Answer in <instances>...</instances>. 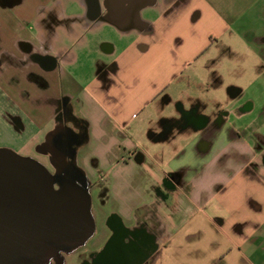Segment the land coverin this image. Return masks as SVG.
Instances as JSON below:
<instances>
[{"label":"crops","instance_id":"0c3cea01","mask_svg":"<svg viewBox=\"0 0 264 264\" xmlns=\"http://www.w3.org/2000/svg\"><path fill=\"white\" fill-rule=\"evenodd\" d=\"M73 3L87 6L0 0L10 141L39 144L66 101L87 126L74 162L108 174V213L156 228L147 264H264V0H164L128 29ZM175 172L167 201L159 191ZM120 176L135 188L116 189Z\"/></svg>","mask_w":264,"mask_h":264},{"label":"water","instance_id":"95a60500","mask_svg":"<svg viewBox=\"0 0 264 264\" xmlns=\"http://www.w3.org/2000/svg\"><path fill=\"white\" fill-rule=\"evenodd\" d=\"M110 3L116 10L101 20L128 29L157 0H110L105 5ZM54 166L56 175L35 158L0 148V264H47L94 235L89 190L63 178L59 165Z\"/></svg>","mask_w":264,"mask_h":264},{"label":"flooded vegetation","instance_id":"af4514ba","mask_svg":"<svg viewBox=\"0 0 264 264\" xmlns=\"http://www.w3.org/2000/svg\"><path fill=\"white\" fill-rule=\"evenodd\" d=\"M110 0H87V6L76 5L74 10L86 12L91 17L103 18L114 9L113 3L105 5ZM164 0H157V4ZM113 2V1H112ZM148 8L142 10V13ZM127 12L126 9H122ZM60 22V21H59ZM143 26L138 22L136 27ZM61 112L58 115L59 123L49 131L41 142L36 145L35 152L47 158V163H42L56 175L57 169L61 168V176L66 179H74L77 184L87 188L92 198V214L94 217V203L106 202L107 191L95 194L94 185L89 177L76 166L74 160L77 146L85 140L87 126L73 114L72 105L62 102ZM139 156H137L138 158ZM79 173H78V172ZM181 183L180 173H169L164 179V190L159 191L163 199L172 201L174 192ZM59 182L55 187L59 188ZM97 209V206L95 205ZM105 221L103 239L101 242L88 245L87 242L71 252L62 251L57 257L52 258L47 264H67L68 256L76 255L77 264H147L151 260L149 255L157 250L155 227H148L145 222L138 221L135 226H128L125 221L115 212L108 213ZM95 219V218H94ZM96 222V221H95ZM97 230V225H96ZM95 230V232H96ZM95 234V233H94ZM149 256L147 259L146 257Z\"/></svg>","mask_w":264,"mask_h":264},{"label":"rangeland","instance_id":"374dc122","mask_svg":"<svg viewBox=\"0 0 264 264\" xmlns=\"http://www.w3.org/2000/svg\"><path fill=\"white\" fill-rule=\"evenodd\" d=\"M76 5H79V3H73ZM73 8V7H72ZM71 8V9H72ZM74 9V8H73ZM153 10H145L144 14L150 15L152 13ZM118 33V32H117ZM116 32H108L106 35L102 36V38H105L106 40H111V42H119L118 39V35H120L119 33L117 34ZM225 68L226 70L228 69V77L227 78V82L229 84H232L231 82H235V77H237L234 73L235 69L237 68V66L235 64H231L230 62H226L225 63ZM240 68V66H238V69ZM246 68V66L244 67ZM242 78V77H241ZM245 81V79H239V81L237 82H243ZM4 110H11L10 107H3ZM3 109H0V112H2ZM2 113H0V148H10L14 151H16L18 154L22 155V156H29L32 158H35L36 160L40 161L42 163V161L44 163H47V158L41 156V154H37L35 152V147L38 144V142L29 145V147L25 148V149H21L19 150V147H17V145L13 142L10 141V137L7 135V133L5 134L4 132V128L2 126L3 124V118H2ZM15 146V147H14ZM78 149V146H77ZM42 160V161H41ZM90 180L92 181V184L94 185V190H95V194L96 193H100L104 190H106L107 196H106V202L103 203H99L97 200L94 203V218L96 221V225H97V230L95 232V234L88 240L87 244H97L99 242L102 241L103 239V232H104V226H105V221L108 215H106L108 213V208H110V201L108 200L109 198V191H108V187H109V182L107 181L108 174L105 175V177H98L95 176L93 173H91V175L89 176ZM118 179V177H117ZM119 181L120 183L118 184V186H116V189H120L122 186L124 190L126 191H132L135 187V184L137 182L136 179H131L129 178V180L127 182L124 181V178H122L121 176L119 177ZM121 190V189H120ZM116 198L114 201L117 202ZM112 202H114L113 200H111ZM95 205L97 206V209L95 208Z\"/></svg>","mask_w":264,"mask_h":264}]
</instances>
